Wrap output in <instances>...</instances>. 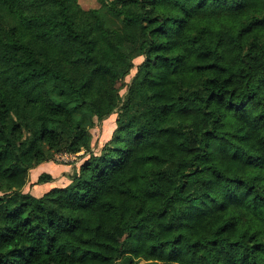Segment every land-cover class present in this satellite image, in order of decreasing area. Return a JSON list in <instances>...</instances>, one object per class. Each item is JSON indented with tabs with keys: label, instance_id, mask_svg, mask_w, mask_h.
<instances>
[{
	"label": "trees",
	"instance_id": "obj_1",
	"mask_svg": "<svg viewBox=\"0 0 264 264\" xmlns=\"http://www.w3.org/2000/svg\"><path fill=\"white\" fill-rule=\"evenodd\" d=\"M78 1L0 0V264H264V0Z\"/></svg>",
	"mask_w": 264,
	"mask_h": 264
},
{
	"label": "rangeland",
	"instance_id": "obj_2",
	"mask_svg": "<svg viewBox=\"0 0 264 264\" xmlns=\"http://www.w3.org/2000/svg\"><path fill=\"white\" fill-rule=\"evenodd\" d=\"M109 1V0H108ZM79 5L81 8L87 10V9H96L99 8V2L98 0H79ZM106 23L109 28H117L120 25V21L118 18H115L112 16L109 12L103 11L102 12ZM141 61L140 58H137L134 60V64H138ZM134 70L130 71V74L125 78V84H128L134 75ZM126 88H123L121 90V94H124ZM78 119L83 118L86 122H89L90 124H93V126H89L90 133L92 135V150L96 154L99 153L100 149L102 148L103 144L106 143L110 137L111 134L115 128V115H112L109 119L103 121L102 123L97 122L96 118L93 116H88L86 114H83L81 112H78L75 114ZM88 159V156H83L82 153L77 155H72L71 157H67V159H60L58 161L54 160L49 163H45V167H36L32 169V171L29 173L28 176V183L25 186L26 190L29 191L28 187L32 188V191L30 192L33 196L40 197L44 193L48 192L50 189L54 187H64L66 184L65 176L70 177L75 171L78 170L80 165H82L83 162H85ZM45 171H50L54 176H60L57 179L61 180L62 177H64L62 183L59 182H52V183H46L41 185H34V183L37 181L40 174H44ZM63 173V175H62ZM46 174V173H45ZM56 180V181H58ZM69 183V182H68ZM49 187H51L49 189Z\"/></svg>",
	"mask_w": 264,
	"mask_h": 264
},
{
	"label": "crops",
	"instance_id": "obj_3",
	"mask_svg": "<svg viewBox=\"0 0 264 264\" xmlns=\"http://www.w3.org/2000/svg\"><path fill=\"white\" fill-rule=\"evenodd\" d=\"M44 165H46V164H42V165H39V166H37V167H45ZM32 171V170H31ZM30 171V172H31ZM29 172V173H30ZM45 173L46 174H48V175H50L51 177H52V179H53V182L55 181V182H59V181H61V183H62V181H63V179H64V177H62V179L61 180H58L57 178L58 177H60V176H54L50 171H45ZM62 175H63V173H62ZM67 178V179H66ZM65 179L67 180L66 181V184H65V186L68 184V182H69V179H68V177H67V175L65 176ZM56 180H58V181H56ZM51 187H49V189H50ZM26 190V188L24 187V191ZM28 190H29V192H31L32 191V188L31 187H28Z\"/></svg>",
	"mask_w": 264,
	"mask_h": 264
},
{
	"label": "built area",
	"instance_id": "obj_4",
	"mask_svg": "<svg viewBox=\"0 0 264 264\" xmlns=\"http://www.w3.org/2000/svg\"><path fill=\"white\" fill-rule=\"evenodd\" d=\"M72 155H68V154H59L55 157V160L58 161L60 159H67V157H71Z\"/></svg>",
	"mask_w": 264,
	"mask_h": 264
}]
</instances>
